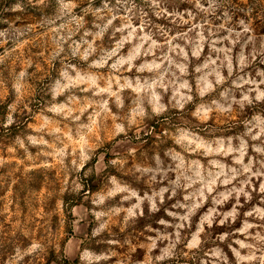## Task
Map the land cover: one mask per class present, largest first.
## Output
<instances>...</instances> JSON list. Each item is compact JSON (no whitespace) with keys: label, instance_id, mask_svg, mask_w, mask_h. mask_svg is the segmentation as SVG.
Masks as SVG:
<instances>
[{"label":"rangeland","instance_id":"1","mask_svg":"<svg viewBox=\"0 0 264 264\" xmlns=\"http://www.w3.org/2000/svg\"><path fill=\"white\" fill-rule=\"evenodd\" d=\"M0 264H264V0H6Z\"/></svg>","mask_w":264,"mask_h":264},{"label":"trees","instance_id":"2","mask_svg":"<svg viewBox=\"0 0 264 264\" xmlns=\"http://www.w3.org/2000/svg\"><path fill=\"white\" fill-rule=\"evenodd\" d=\"M5 4H7V1L6 0H0V8H4L5 7Z\"/></svg>","mask_w":264,"mask_h":264}]
</instances>
